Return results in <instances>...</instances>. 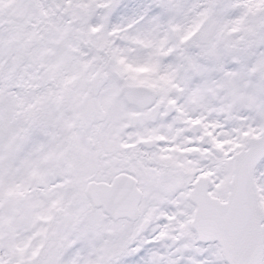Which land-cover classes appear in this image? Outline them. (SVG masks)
Masks as SVG:
<instances>
[{"label": "snow or ice", "instance_id": "1", "mask_svg": "<svg viewBox=\"0 0 264 264\" xmlns=\"http://www.w3.org/2000/svg\"><path fill=\"white\" fill-rule=\"evenodd\" d=\"M0 264H264V0H0Z\"/></svg>", "mask_w": 264, "mask_h": 264}]
</instances>
